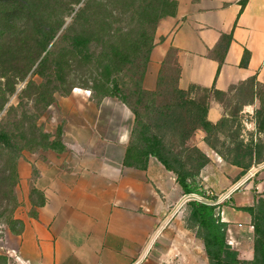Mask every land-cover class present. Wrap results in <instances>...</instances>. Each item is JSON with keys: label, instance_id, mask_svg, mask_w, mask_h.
<instances>
[{"label": "crops", "instance_id": "crops-1", "mask_svg": "<svg viewBox=\"0 0 264 264\" xmlns=\"http://www.w3.org/2000/svg\"><path fill=\"white\" fill-rule=\"evenodd\" d=\"M172 1V14L156 25L141 89L155 91L170 50L176 89L193 86L222 94L214 97L210 92L207 100L205 119L217 125L208 134L212 145L205 142L202 130L190 137L207 158L196 183L204 192L216 188L220 195L240 177V168L225 157L247 150L251 159H241L250 167L257 165L254 154L264 158V128L256 127V111L264 108V0ZM193 90L189 97H195ZM233 94L234 102L224 103ZM55 113L61 127L60 150H50L43 160L35 158L37 175L30 187L24 179L16 186L22 205L15 217L23 226L12 247L11 264H131L183 195L175 176L151 156L144 169L122 164L134 120L120 101H96L73 90L59 99ZM28 187L38 193V204L28 198ZM185 203L155 236L139 264L206 263L205 254L195 257L194 233L181 224L179 211ZM220 211L226 223L246 220L242 211ZM30 212L33 215H26Z\"/></svg>", "mask_w": 264, "mask_h": 264}, {"label": "rangeland", "instance_id": "rangeland-1", "mask_svg": "<svg viewBox=\"0 0 264 264\" xmlns=\"http://www.w3.org/2000/svg\"><path fill=\"white\" fill-rule=\"evenodd\" d=\"M174 7L169 4L163 12L161 0H0V131L10 143L8 148L0 145V264L15 259L12 247L23 226L15 217L22 205L17 183L24 179L30 187L37 175L33 160L60 150L61 127L55 116L60 98L74 90L99 101L103 90L99 86L109 90L115 84L140 113L144 104L173 101L176 70L170 50L161 68L158 93L140 95V89L156 25ZM87 32L92 38L85 57L71 47L70 37ZM193 91L196 98L202 95ZM235 98L233 94L224 103L231 105ZM19 171L24 175L19 176ZM29 187L28 198L38 204V193ZM205 192L210 200L219 195L216 188ZM257 200H264V168L214 210L221 219L222 207L240 215L236 208ZM183 208L179 217L184 225L188 206ZM245 216V221L226 223L225 241L238 251L240 259L249 261L253 229L250 216ZM196 239L198 258L204 252L201 240Z\"/></svg>", "mask_w": 264, "mask_h": 264}, {"label": "trees", "instance_id": "trees-1", "mask_svg": "<svg viewBox=\"0 0 264 264\" xmlns=\"http://www.w3.org/2000/svg\"><path fill=\"white\" fill-rule=\"evenodd\" d=\"M161 2L162 5H165L163 12H166V7L169 4L171 7L174 6L168 0H161ZM91 38L92 36L88 32L73 35L70 37V45L76 50V53H81L82 56L86 57ZM245 61L246 57L243 55L239 64L244 66ZM218 63H221V59L218 60ZM104 67L108 68V64ZM175 72L177 73V70ZM159 85L158 81L155 91L152 92L140 89V95H156ZM100 88H103L100 92L101 97L114 96L129 108L133 115L134 123L122 164L144 169L147 158L149 156L154 157L165 170L173 173L183 195L195 194L210 200L206 198L204 189L195 180L199 169L207 163V158L191 144L190 137L195 130H202L206 134L205 142L209 146L212 145L208 139V134L213 132L217 125H211L205 119L207 100L210 92L214 97L222 94L193 86L189 87L187 91L178 90L175 87L173 101H162L154 105L144 104V112L140 113L136 105L131 106L127 102L126 95L118 92L115 84H112L109 90L104 86H99ZM193 89L201 91L202 95L197 98L189 97V92ZM139 101L140 97L137 98L136 104ZM256 114L257 118L260 117L256 122V127L263 129L264 108L257 110ZM0 145L10 147L9 137L2 131H0ZM246 155H248V159H251L247 150L242 153L234 150L231 157H225L230 164L240 168L238 177L243 175L251 165L249 162H242L241 158ZM254 155L253 161L258 164L260 161H256L257 156ZM185 204L188 206V213L184 218V228L192 231L194 236L201 240L208 264H264V200H257L251 206L236 208L247 213L251 219L253 229L252 258L249 261L240 259L238 251L226 243V222L221 221L218 213L215 212L216 205H207L196 200H189Z\"/></svg>", "mask_w": 264, "mask_h": 264}, {"label": "water", "instance_id": "water-1", "mask_svg": "<svg viewBox=\"0 0 264 264\" xmlns=\"http://www.w3.org/2000/svg\"><path fill=\"white\" fill-rule=\"evenodd\" d=\"M264 167V162L259 163L253 167H250L242 176H240L228 189L223 191L219 196L215 197L212 200H207L204 198H201L195 194H184L181 196V198L174 204V206L171 208V210L165 215L163 220L160 222V224L157 226V228L154 230L152 235L147 241V244L143 251L140 253L138 258H136L131 264H139L142 259L144 258L145 254L147 253L152 241L154 240L155 236L160 232V230L166 225V223L171 219L173 214L179 209V207L184 204L185 202L189 200H196L201 203L207 204V205H216L220 203L228 194L233 192L239 185H241L244 181H246L252 174H254L257 170Z\"/></svg>", "mask_w": 264, "mask_h": 264}, {"label": "built area", "instance_id": "built-area-1", "mask_svg": "<svg viewBox=\"0 0 264 264\" xmlns=\"http://www.w3.org/2000/svg\"><path fill=\"white\" fill-rule=\"evenodd\" d=\"M252 228V226H250V229Z\"/></svg>", "mask_w": 264, "mask_h": 264}]
</instances>
